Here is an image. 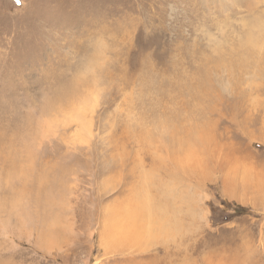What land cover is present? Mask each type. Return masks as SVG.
<instances>
[{
    "label": "rangeland",
    "instance_id": "1",
    "mask_svg": "<svg viewBox=\"0 0 264 264\" xmlns=\"http://www.w3.org/2000/svg\"><path fill=\"white\" fill-rule=\"evenodd\" d=\"M0 264H264V0H0Z\"/></svg>",
    "mask_w": 264,
    "mask_h": 264
},
{
    "label": "bare ground",
    "instance_id": "2",
    "mask_svg": "<svg viewBox=\"0 0 264 264\" xmlns=\"http://www.w3.org/2000/svg\"><path fill=\"white\" fill-rule=\"evenodd\" d=\"M160 228V227H159Z\"/></svg>",
    "mask_w": 264,
    "mask_h": 264
}]
</instances>
